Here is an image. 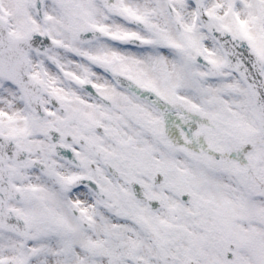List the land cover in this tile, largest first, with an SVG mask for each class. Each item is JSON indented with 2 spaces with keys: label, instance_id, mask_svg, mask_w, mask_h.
<instances>
[{
  "label": "snow or ice",
  "instance_id": "obj_1",
  "mask_svg": "<svg viewBox=\"0 0 264 264\" xmlns=\"http://www.w3.org/2000/svg\"><path fill=\"white\" fill-rule=\"evenodd\" d=\"M0 264H264V0H0Z\"/></svg>",
  "mask_w": 264,
  "mask_h": 264
}]
</instances>
